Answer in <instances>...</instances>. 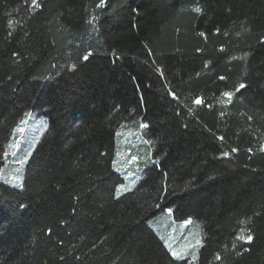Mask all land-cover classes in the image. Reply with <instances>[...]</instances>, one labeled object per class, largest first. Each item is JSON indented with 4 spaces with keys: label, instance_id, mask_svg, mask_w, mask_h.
Listing matches in <instances>:
<instances>
[{
    "label": "trees",
    "instance_id": "obj_1",
    "mask_svg": "<svg viewBox=\"0 0 264 264\" xmlns=\"http://www.w3.org/2000/svg\"><path fill=\"white\" fill-rule=\"evenodd\" d=\"M36 5L0 0V264H264V0ZM28 112L45 131L17 189ZM134 120L150 158L119 195ZM168 209L199 225L195 260L149 228Z\"/></svg>",
    "mask_w": 264,
    "mask_h": 264
},
{
    "label": "rangeland",
    "instance_id": "obj_2",
    "mask_svg": "<svg viewBox=\"0 0 264 264\" xmlns=\"http://www.w3.org/2000/svg\"><path fill=\"white\" fill-rule=\"evenodd\" d=\"M141 124L138 120L125 123L118 133L120 140L116 163L119 171H126V174L124 173L125 183L119 189V195L130 192L137 186L145 168L135 164L142 163L150 158L149 146L143 138ZM44 131L45 121L42 118L33 112H28L24 115L14 130L7 149L10 158L9 164L13 165L14 168L18 167L17 170L14 169V172L11 173L13 180L16 179V173L18 177L15 182H12V178H10L5 183L17 189L22 188V176L25 165ZM133 165L135 166L133 167ZM148 226L156 234L172 258L175 260H195L202 244L200 227L196 222L176 223L173 221L171 213L165 212L157 219L150 221ZM173 252L179 254V258L173 256Z\"/></svg>",
    "mask_w": 264,
    "mask_h": 264
},
{
    "label": "snow or ice",
    "instance_id": "obj_3",
    "mask_svg": "<svg viewBox=\"0 0 264 264\" xmlns=\"http://www.w3.org/2000/svg\"><path fill=\"white\" fill-rule=\"evenodd\" d=\"M32 3H33V5H36V0H32ZM36 6H38V5H36ZM197 11H200V10L197 9ZM10 23H11V22H10ZM201 35H203V34H201ZM84 59L87 60V59H88V56H85ZM221 79H224V78L221 77ZM239 88H241V89H242V88H245V85H244V84H241V85L239 86ZM238 90H239V89H238ZM224 95L227 96V97H229V98H231L232 93L226 92V93H224ZM195 103H197V104H201V103H202V100L197 99V100L195 101ZM140 126H141L142 128H147V127H148V125L143 124V123H142ZM221 139H222V138H221ZM232 151L235 152L236 149H233ZM224 155L226 156L227 153H225ZM133 159H135V158H133ZM21 163H23V161H21ZM168 211L171 212L172 210H171V209H168ZM188 222H190V221H186V223H188ZM237 239H240V240H245V239H246V242L250 243V242L252 241L253 237L249 234L246 238L243 237V236H238ZM172 255L175 256V257H177V258H179V254H177V253H175V252H173ZM219 258H220V257L217 256V259H219Z\"/></svg>",
    "mask_w": 264,
    "mask_h": 264
}]
</instances>
